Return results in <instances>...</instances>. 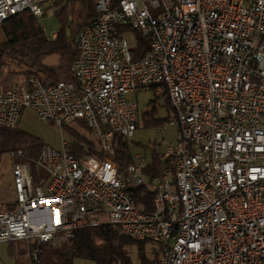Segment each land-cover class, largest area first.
<instances>
[{
	"label": "built area",
	"instance_id": "1",
	"mask_svg": "<svg viewBox=\"0 0 264 264\" xmlns=\"http://www.w3.org/2000/svg\"><path fill=\"white\" fill-rule=\"evenodd\" d=\"M55 8L0 0V23L26 10L40 22ZM95 9L75 38L72 81L33 75L0 88L1 126L15 128L29 108L59 128L84 122L96 149L76 156L63 139L36 158L9 151L0 243L61 247L108 224L155 243V264H264V0H95ZM148 90L168 101L177 132L161 154L175 169L153 181L143 152L132 147L120 169L113 144L116 132L132 142L140 109L130 93ZM144 186L152 211L135 201Z\"/></svg>",
	"mask_w": 264,
	"mask_h": 264
},
{
	"label": "trees",
	"instance_id": "2",
	"mask_svg": "<svg viewBox=\"0 0 264 264\" xmlns=\"http://www.w3.org/2000/svg\"><path fill=\"white\" fill-rule=\"evenodd\" d=\"M54 12L60 21L54 40L45 35L40 22L28 10L11 15L0 23L5 35V40L0 43V88L25 83L33 75L45 84L74 79L70 65L78 55L75 38L81 27L89 24L97 15L95 0H56ZM146 46L147 41L140 39L136 53L142 52ZM53 55L58 57V62L46 64L45 59ZM137 57L138 54H135ZM157 98L154 97L141 112L139 122L144 127L163 126L169 120V116L155 117L157 107L152 102L155 103ZM163 101V106L172 110L168 101ZM79 124L86 127L82 121ZM64 127L73 136L69 148L72 153L80 156L84 152L96 151L93 139L87 138L73 126ZM113 144L116 160L119 161L120 169H124L132 161V142L129 143L116 132ZM44 145L36 136L21 130L19 123L15 128L0 125V155L22 149L28 157L36 158ZM150 150L149 156L145 155L147 164L144 168L148 180L161 177L165 171H174V164L161 158L162 151L156 152L153 146ZM144 188L146 194H141V190L135 191V201L141 209L152 211L154 191L147 186ZM148 243V240L119 235L113 226L105 224L77 230L71 243L61 247L34 243L29 246V252L33 255L35 251L37 256L32 258V262L44 264H73L76 257L89 259L96 264H134L129 248L135 247L138 264H155L158 249L148 247L153 254L150 257L146 247Z\"/></svg>",
	"mask_w": 264,
	"mask_h": 264
},
{
	"label": "rangeland",
	"instance_id": "3",
	"mask_svg": "<svg viewBox=\"0 0 264 264\" xmlns=\"http://www.w3.org/2000/svg\"><path fill=\"white\" fill-rule=\"evenodd\" d=\"M39 22V21H38ZM41 25L44 28V32L47 36L56 33L60 27V21L56 16L55 12H48L41 20ZM128 42L131 45L132 40L128 38ZM58 62V57L56 55L49 56L45 59L46 64H55ZM132 98L136 99L141 112L144 110L148 104H151V100L157 96L152 90L139 91L137 95L130 93ZM152 104L157 107L155 117L165 118L169 116L171 118L173 111L167 110L163 106L164 101L162 98H157L156 102ZM76 130L83 133L87 138L92 139L90 131L79 123L72 124ZM19 128L26 131L34 136H36L44 144L50 145L53 148L60 149L62 147V140L72 142L73 136L69 134L65 127L59 128L55 126L49 120H40L36 116V113L29 108H26L19 120ZM176 127L169 122H165L163 126L155 127H144L141 122L138 123L137 128L132 137V147L138 151L143 152L147 157L151 152V147L155 148L156 152L162 151L166 142H174L176 139ZM150 145V146H148ZM11 160L7 153L0 155V198L12 199L13 189L11 186ZM29 246L27 242L22 240L14 241L11 243H0V264H44V262H32V257L30 255ZM155 243L149 242L147 247L148 255L152 257V253L149 252V248H156ZM149 247V248H148ZM129 253L131 254V259L134 264H138V258L136 255L135 247L129 248ZM73 264H96L95 262L76 257L73 260Z\"/></svg>",
	"mask_w": 264,
	"mask_h": 264
},
{
	"label": "crops",
	"instance_id": "4",
	"mask_svg": "<svg viewBox=\"0 0 264 264\" xmlns=\"http://www.w3.org/2000/svg\"><path fill=\"white\" fill-rule=\"evenodd\" d=\"M4 40H5V35L0 25V43L3 42Z\"/></svg>",
	"mask_w": 264,
	"mask_h": 264
}]
</instances>
